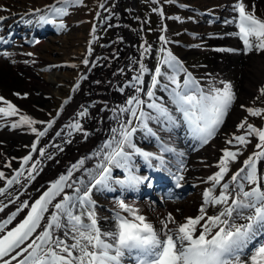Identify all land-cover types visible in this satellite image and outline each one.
Here are the masks:
<instances>
[{
  "label": "snow or ice",
  "instance_id": "obj_1",
  "mask_svg": "<svg viewBox=\"0 0 264 264\" xmlns=\"http://www.w3.org/2000/svg\"><path fill=\"white\" fill-rule=\"evenodd\" d=\"M81 2L82 0H61L64 6L52 5L50 13L40 15L38 22L64 29L63 23L56 25V20L50 19L49 16L63 17L67 15V5ZM254 9V5L249 9L244 0H237L233 10L238 16L233 21H228L237 24L239 29L237 34L246 53L254 50L264 52V19L258 18ZM160 15L163 16L162 11ZM163 30L166 31V28ZM160 40L168 43L164 36H161ZM144 51L149 52L150 49L145 48ZM164 51L162 48L161 52ZM27 55L31 56L33 53ZM84 63L87 65L88 61L85 60ZM136 63L139 64L138 74L131 78L132 82L128 86L137 94L143 93L149 102L146 103L139 95H132L126 101V107L120 111L129 113L132 119L121 123L119 129H113V138L103 146L107 149L103 156L104 162L98 163L96 168L88 173V183L83 179L73 181V184L78 183L82 186L74 188L75 196L65 195L60 201L52 203L66 186L73 187V184L66 183L71 176L69 172L51 186V191L45 192L35 201L26 219L0 236V264H13V261H16V264H126V261L128 264H264V242H261L264 238V174L258 168L260 162L264 161V130L248 124L247 120L238 125L240 129H245L246 135H235L227 143L232 145L235 142L237 147H246L251 143L249 137H255L258 138L256 148L259 151H254L243 161H238L242 152L228 149L223 151V158L218 165L219 171L208 178L213 188L204 193L205 205L223 206L218 214L208 215L206 208L201 207L199 217L177 223L169 213L161 220V228L157 229L147 221L138 208L120 200L119 208L128 215L122 216L117 213L115 229L101 230L95 213V201L92 199L93 189L112 192L114 188L110 182L132 190H138L139 185L145 182L148 187L152 186L149 176L134 174L131 166L133 155L143 157L149 168L154 167L153 161L158 162L155 170L167 172L175 179L176 187L182 186L180 182L184 179L182 174L184 161L179 160L177 171L174 172L172 169L174 162L166 160L163 153L181 158L185 154L163 142L161 154L142 151L133 142L138 129L146 130L159 141L161 138L149 127L150 121L163 125L168 132L185 125L193 141L206 145L219 132L236 101L230 82L220 81L222 87L210 83L205 89L171 51H167L161 66L155 67L151 87L147 90L142 86L145 84L144 74L150 70L143 62ZM163 66L166 68L162 71ZM181 73L185 76L183 81L180 78ZM163 80L168 83H163ZM158 88L169 94V103L174 107L157 102L155 90ZM260 93L264 95V88L260 89ZM0 101L6 105L0 107V114L6 117L18 115L19 110L15 105L3 97H0ZM145 106L151 111H145ZM247 111L253 117L264 116V109L248 108ZM80 115H87V109ZM19 120L20 124L12 123L11 127L46 123L44 130L31 128L38 138L44 137L55 123V119L49 122L37 121L22 114L19 115ZM71 127L77 131L82 130L79 123ZM84 134L87 135L86 132ZM38 144L39 139L32 147L33 152L37 151ZM44 154V149H39V155ZM32 160V155H28L23 159V164L28 165ZM231 162H238L241 166L231 175L230 185L222 181L230 171ZM37 164L38 160L32 163L30 173L37 171ZM83 164L84 161L81 160L79 165H74L73 168L78 169ZM113 166L128 172L127 179L114 180ZM21 174L22 172L18 171L16 177H20ZM3 175L0 172V177ZM30 178L34 179V176ZM13 182L8 180L9 185ZM216 186L222 188L219 195L213 190ZM0 194H3L2 191ZM49 206L55 211L50 213L49 219L46 220L45 213H49ZM4 207L0 205V212ZM22 208H29V204L22 202ZM77 211L78 214H75ZM15 217L16 213H12L7 220L0 223V233L5 232L6 226L11 224ZM197 229H200L199 234ZM60 230H63L64 238L57 235Z\"/></svg>",
  "mask_w": 264,
  "mask_h": 264
},
{
  "label": "rangeland",
  "instance_id": "obj_2",
  "mask_svg": "<svg viewBox=\"0 0 264 264\" xmlns=\"http://www.w3.org/2000/svg\"><path fill=\"white\" fill-rule=\"evenodd\" d=\"M27 2H29V0H25ZM48 1V0H46ZM127 4L124 3V0L121 3V13L124 16V18H126L128 21L127 23H129L131 25V31H130V39H131V43L134 47L131 48V59H132V65H134V63H136L137 60V56L138 53H142L141 50H139V48L144 47L145 46H150V42H152L153 37L157 38L156 41V45L154 47V49L152 50V55L150 57H152V65L154 66L153 68L151 67L150 63H147L150 67L151 70L155 69V67L161 66V61H162V57H163V52H161L162 49V41L160 40V37L162 36V32H163V27H162V23L165 19L164 16L160 15V12H163V15L167 16V22L169 27L167 26L166 32L168 34H175L176 33V37L177 40L176 42H180V38H183V41L180 45L185 46V45H189L191 44L193 37L191 36L193 34V32H202L204 31V34H207L208 36L205 38V41L211 39L212 35H215L218 37V33L219 31H223L225 30V28L228 26L231 32H235V29L238 30L237 24L235 22L229 23L228 20H226V23H220L221 21L218 20L219 16H223L225 19H229V15L233 16V19L231 21L234 20L235 17L238 16V13L235 12L233 10V5L237 2V0H226V3H228V8L225 10L224 9V3L222 2V0H191L192 3H188L186 0H174L173 3H171L172 0H134V3L131 1L129 2L128 0ZM26 2V4H27ZM22 3V2H21ZM24 3V2H23ZM47 3V2H46ZM44 3V5L46 4ZM244 3L247 6H255L256 12L259 14H261L262 16H264V0H244ZM194 5L195 7V12H210L212 15H214V17H203V16H199L195 13L190 14L188 13V11H184L183 12V16L182 18L180 17L178 19V23L181 24V22L183 23H187L184 25H179V24H172L173 21V17L176 16L177 14H179L181 12V9H186L189 8ZM10 5H18V1L16 0H10L9 6ZM100 5V13L94 14L91 17H88L89 19H92L91 21L87 20V17H75L76 20H79L81 22L82 26H77L76 27V21H72V25L75 27L71 33V35H73L74 39L73 40H77L76 43L74 44V46L69 48V52H71L73 55L70 56L73 60H77L74 55L76 54L78 56L77 53H81V50H83L82 55L79 57L78 60L81 61L80 67L82 70H84V68L82 67V62H84L85 60H90L93 59L95 55L99 56L102 55L103 52L102 47L103 45H110L111 48H113V46H116V43L113 44L115 42L114 35H117V40L119 39V37H121V39H125V29L122 27L121 23L118 22V13H119V7L116 5V1L115 0H103L100 4H99V0H82L81 3L79 4H70L69 5V9L72 11H76L78 7L80 8H84L85 6L88 7V9H90V7L93 6L94 8V12L97 9V6ZM179 6L180 8H178L177 6ZM22 6V5H20ZM81 13V12H80ZM84 13V12H83ZM139 15V16H138ZM258 17V16H257ZM260 18V17H258ZM211 21V22H209ZM89 22H91L92 24H89ZM89 24V25H88ZM135 29V30H134ZM138 30V32H137ZM144 33H143V32ZM80 33L82 36H79V38H77L76 34ZM180 37V38H179ZM140 39V42L143 40L144 44L142 45L137 43L138 39ZM219 38V37H218ZM174 39V37L172 38V40ZM240 39V38H239ZM200 42L201 39L197 40L196 42ZM215 42V41H214ZM113 44V45H112ZM240 44L244 47L242 40L240 39ZM218 45V44H217ZM216 46V45H213ZM139 47V48H136ZM163 48L165 49V51H171L172 52V48L170 47V43L168 42L167 44H163ZM71 50V51H70ZM125 51L126 48L124 49ZM180 53H184L183 50L180 51ZM251 52H245L242 53L240 55L239 61L233 62L234 61V57H232V62L229 61L230 57L226 60L228 62V64L226 65L225 68H227V72H223L221 71L220 67H223L221 64H219V59L221 56L220 54H215L212 53L214 58L211 57H206L202 54L199 53H184L183 55L186 57L183 58V63H184V68L190 70L193 75L195 76L196 79L199 80V82L203 85H207L204 83V80L202 79V76L199 74L200 72L206 73L207 75L210 76V78L217 84H219L220 81H225V82H231L232 84V88H234V91L236 93V99H237V104L235 106V108H238L240 110V112H235L239 113V116L237 118V120L239 121L238 124L234 127H226V130L228 133H232L233 131L237 132V133H243V131H245V129H240L238 127V125L247 120L248 124H252L257 128H260L262 130H264V116H260V117H253L250 116L247 109L248 108H255V109H264V95H261L260 93V89L264 88V83L262 84V86H260L253 95H251L252 97H250L252 99V104L249 107H241V105H245V103L247 102L246 100V96L245 94V89L241 86V91L238 88V84L240 85L241 82L244 80V75L242 77V74H239V70L241 68L242 65H245L246 63H248L250 56H256V57H261V55L264 56V52H260V51H252V55H250ZM147 54V52H144V54H142L141 58L144 57V61H142L143 63L146 64L145 60V55ZM182 54L180 55V57L183 56ZM111 58H112V54H111ZM188 58V61H187ZM2 60V58H1ZM116 60V59H115ZM115 60H113L112 62L110 61V64L112 65L114 62H116ZM198 61L200 66H204V68L198 67L197 65H193L194 61ZM4 61V60H3ZM99 61H103V57H99V59L96 61L95 64L91 65V67L88 70L87 73V81H88V77L90 75H93L95 68L98 66ZM245 61V62H244ZM5 62V61H4ZM240 64V66H239ZM79 65V64H78ZM220 65V67H219ZM9 68L11 69V71L13 72V68L8 65ZM135 66H138V63L135 64ZM232 66V67H231ZM164 67V66H163ZM163 67H162V71H163ZM224 68V67H223ZM201 69V71H200ZM23 72L22 69H19ZM195 70V72L193 71ZM15 72V71H14ZM25 73V72H24ZM16 74V73H15ZM153 74V71H152ZM151 74V76H152ZM136 73L135 71L128 72L126 71V69H122L120 71V73L116 74V84L111 88V98L113 101H115L116 99H118L119 96L122 95H129L130 94V90H132L133 88L129 89V87L127 88V90L125 92L119 93L117 91V87L125 84V85H129L131 81V78L133 76H135ZM150 76V77H151ZM184 74L181 73L180 77H183ZM22 77V76H21ZM23 78V77H22ZM26 79V80H24ZM23 81H25V83L27 82V78H23ZM28 81H31L28 78ZM85 83H81L83 84H88V82L84 81ZM163 82H168L166 80H163ZM134 83V82H133ZM90 84L87 85V87L84 90H77L75 91V95L80 94L83 97L88 96L89 92L86 90L89 87ZM22 86V87H21ZM15 85L14 87H10V89H3L2 91L0 90V97H3L5 100L9 101L11 104L15 105L16 108L19 110L18 115H27L29 117H31L34 120L37 121H44V122H48V118L49 115L53 112V106H55L54 100L53 99H48L47 100V105H42V104H34V100L36 98H33V94H31L30 90H29V85ZM257 86V87H258ZM243 88V89H242ZM1 89V88H0ZM254 89V88H253ZM87 91L86 93L84 91ZM14 92H20L21 94H25L28 93L29 97L28 99H22V98H13V94ZM82 93V94H81ZM242 95V96H241ZM36 96V95H34ZM155 96L158 97L159 96V92L157 90H155ZM241 101H240V99ZM0 103L2 105H5L2 101H0ZM19 104V105H18ZM42 105V106H41ZM23 106V107H22ZM25 107V108H24ZM27 107V108H26ZM39 108V109H38ZM29 109H32L34 112L31 113V111ZM41 112V114H40ZM45 112V113H44ZM35 115V116H34ZM132 119L131 118H128ZM236 120V121H237ZM37 125V124H36ZM33 125V126H36ZM133 125H135V120H133ZM27 126L29 127V125L27 124H23L21 126H19L20 129L25 130L27 128ZM25 129H24V128ZM239 129V130H237ZM39 139V144L36 145L37 149H49V147H46L48 144V139L49 137H47L46 135L44 137H40ZM37 140H29V139H24L21 137L16 136L15 138H13L10 141V151L13 154V160L12 162L17 163L15 166H12L10 164V166L7 167V169H0V171H3L5 178L0 177V191H4L7 186H9L8 184V180H13L14 182L12 185V187H15L16 184H19L20 181L23 182L24 180H26L29 176L32 175V173H30V171H28L27 173H24V171L28 170L30 168V166L32 165V161L29 162L28 165H24L23 164V159L28 156V155H32L33 159L35 156L36 152L32 151V147L35 144ZM12 142V144H11ZM17 145H16V144ZM9 143H7L8 145ZM12 145V146H11ZM45 145V146H44ZM17 146V147H16ZM17 150V151H16ZM58 150V149H57ZM246 150H248V152H250L249 149H247L246 147H243L241 149L240 152H242V155H240L238 157V160H244L246 158H248L250 155H246L244 152H246ZM18 154V155H17ZM15 158V159H14ZM230 169L232 171L237 170L238 168L236 167L235 162H233L232 164L229 165ZM1 168V166H0ZM20 171L22 172L20 177H16V173ZM16 180H18L19 182H16ZM250 187V186H248ZM14 188H11L9 190V192H11ZM8 192V193H9ZM7 193V194H8ZM6 194V195H7ZM5 196V195H4ZM75 214H78L75 213ZM26 215V213H24V216ZM23 216V218H24ZM153 220L155 222H158L159 224L161 223V221L159 220L158 216L153 215L152 216Z\"/></svg>",
  "mask_w": 264,
  "mask_h": 264
},
{
  "label": "bare ground",
  "instance_id": "obj_3",
  "mask_svg": "<svg viewBox=\"0 0 264 264\" xmlns=\"http://www.w3.org/2000/svg\"><path fill=\"white\" fill-rule=\"evenodd\" d=\"M16 1H18V2L21 1L22 3L23 2L25 3V7H26L25 12H30L33 8L42 7V5H44V3L47 2L46 0H29V2H27L25 0H16ZM128 1L131 2L132 0H128ZM26 2H27V4H26ZM9 3H10V0H0V5L5 6L6 8L10 7ZM11 24H13V27L18 29L19 31L21 30L20 29L21 23H17V22L12 23L11 22L10 24L7 25V27H10ZM1 28H2V25H1ZM125 28L127 29V31L129 30L128 26H126ZM78 36H82V35H78ZM73 39H74V37L70 36V35L60 36L55 41L48 42V43L42 42L41 40L36 39V37H33V39H30L26 44L32 45V47L29 50L31 53H33V55L36 54L39 57V59H37V61H43L44 62L43 66H45L46 64L55 65V70L53 72L52 71L47 72L46 68L48 66H46L44 68L45 72L43 73V75H40L42 79L37 78L36 76H33L30 71H25V74L27 73L26 77H27V75L29 77H33V81H31V82L27 81L28 83H25V81H23L22 77L15 74L14 68H13L14 70L12 72L11 69L9 68L7 62H4L5 60L1 57L2 60L0 58V88L1 89H3V88L4 89L9 88L10 89V87L12 88L18 84L23 85V86L29 85L28 87L31 90H36L38 92L42 91L43 94H46V93L47 94H53V96L55 98H57V96H59V95L62 96L56 85L60 81L63 82V79H65L67 77V75L57 72V65H58L57 63H60V62L67 63L68 58L72 55V53L69 52V48L74 46V44L77 41V40L75 41ZM37 40L39 41V43H35V41H37ZM232 45H233V48H236L235 43H232ZM232 57L233 56L230 57L229 61H232ZM23 59H24V62L31 60L28 57L27 58L23 57ZM34 60H36V59L35 58L32 59L31 62H33ZM226 60H227V58H226ZM236 63H238V62H236ZM18 66L20 67L21 63H18ZM239 66H240V64H239ZM244 66L245 67L243 70V75L245 78L241 82L240 88L242 86L245 89V94H244L245 96H248V95L251 96L252 93L255 92L254 89H256L257 86L261 85L264 81V56L261 55V57H256L255 55L254 56L252 55V56H250L248 63H246ZM19 69H22V68H19ZM93 75H92V77H93ZM103 75L104 76L108 75V72H104ZM24 80H26V79H24ZM91 83L94 85H97L92 80H91ZM53 86H55V88H52ZM63 98H64V96H63ZM146 103H147V101H146ZM34 104L46 105L47 103L42 98L36 97V99L34 100ZM29 110L31 111V113L34 112L32 109H29ZM40 114H41V112H40ZM127 116H128V114H124V117H127ZM238 116H239V113H236L235 116L230 121L232 123L236 122ZM124 117L121 118L120 122H123ZM12 122H14L12 120V118L0 120V124L2 125V127L4 129L2 132H0V166H1L0 169H6L7 166H9L10 164L11 165L16 164V163L12 162L13 154H15V153H12L10 151L11 150L10 149V141L13 138H15L16 136L11 135L8 131V127H6L7 124H12ZM115 128H116V125L113 124V129H115ZM136 136H137L136 137V143H138L141 147H143L144 150H146V147H144V145H143L145 137L142 136L141 134H138ZM7 143H9V144L7 145ZM106 143L107 142H104V140L101 141L99 138L98 139H92L90 141H83V140L79 141L76 139H72L67 143V146H69L68 151L65 153H61L60 156H51V158L41 156L39 159H36L35 161L38 160L39 164L36 165L37 171L31 175V176H34V179L29 177L25 182L18 184V187L17 186L12 187V185H9L2 192L3 194H0V205L5 206L4 210L2 212H0V215L4 216V218H6V220H7V218L12 213H16V217L12 221V223L19 222L20 219L22 218V215L24 213H27L30 211L31 206L33 205V203L38 198L37 188L40 185V184H38V182L40 181L41 178H44L45 176H47V177L56 176L55 175V174H57L56 171H61L62 166L65 163H67L68 160H70V161L72 160L75 165H79V162L81 160H83L84 154H88L91 156V158L89 159L90 161L88 162V166L90 167V170L95 169L96 165L98 163L104 162L103 156L105 154V148H103V146ZM11 144H12V142H11ZM97 144H99V145H97ZM217 147L218 146H216V147L212 146L210 150L205 149V150L201 151L199 154H197L198 156L190 155L189 159H191L190 160L191 163H197L200 166L205 167L206 163H201V159L211 157L213 154H214V156L211 157L210 161L212 163L215 162L217 159V157H216L217 156V152H216ZM178 158L180 159L181 157H178ZM83 166H84V164L82 166H79L78 169H75V168L74 169H75V171L80 172V170H82ZM132 168L134 169V174H136V175L140 169H143L137 165L132 166ZM208 168L212 169V168H214V165L213 164L208 165ZM211 173H212V170L205 169V171H204V174H206L207 177ZM86 175L87 174H83V176H81V177L83 178ZM115 180H118V179L116 178ZM13 181H14V179H13ZM141 187L142 186L139 185V188H141ZM11 188H17V189L11 193V192H9V190ZM113 188H114V191H112V192L106 191V192H108L110 197L107 201H105V203H101L104 207H106V206H109L110 208L113 207L114 202L112 200L117 194L127 195V194H131V193H135L132 189H127L118 183H115ZM139 188H138V190H139ZM197 196H198L197 193L196 194L194 193V194H192L191 197L187 198V200L182 203L186 207V209H188L186 212L189 213V212H192L194 210V206L196 205V203L198 201ZM58 201H60V200L56 199V202H58ZM193 201H195V202L193 203ZM22 202H27L29 204V208H22ZM125 203L135 205V203L129 201V199L125 200ZM54 211L55 210L52 209L51 206H49V212L52 213ZM186 212L183 214V216H181V218H179L177 220L178 221L177 223L186 222V216H185V214H187ZM157 213L162 215V213H160L159 211H157ZM45 219L46 220L48 219V217L46 216V213H45ZM43 223H44V221H42V225H43ZM170 227H173V225H170ZM69 242H72V241L69 240Z\"/></svg>",
  "mask_w": 264,
  "mask_h": 264
},
{
  "label": "water",
  "instance_id": "obj_4",
  "mask_svg": "<svg viewBox=\"0 0 264 264\" xmlns=\"http://www.w3.org/2000/svg\"><path fill=\"white\" fill-rule=\"evenodd\" d=\"M129 47V44H125L120 48V59H119V63H122L124 68L129 67L130 65V61L127 60L128 56L125 55V48L127 49ZM127 54V53H126ZM106 72V71H104ZM113 77V75H112Z\"/></svg>",
  "mask_w": 264,
  "mask_h": 264
},
{
  "label": "flooded vegetation",
  "instance_id": "obj_5",
  "mask_svg": "<svg viewBox=\"0 0 264 264\" xmlns=\"http://www.w3.org/2000/svg\"><path fill=\"white\" fill-rule=\"evenodd\" d=\"M100 121H101V124H102L101 118H100ZM100 121L99 120H95L93 122L94 124L91 125L93 132H97V129H100V127H98V126H100Z\"/></svg>",
  "mask_w": 264,
  "mask_h": 264
}]
</instances>
